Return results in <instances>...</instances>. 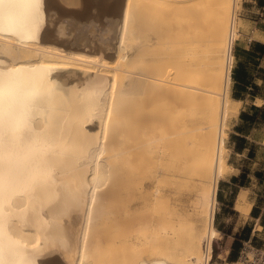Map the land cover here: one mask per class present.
I'll use <instances>...</instances> for the list:
<instances>
[{
    "label": "bare ground",
    "instance_id": "bare-ground-1",
    "mask_svg": "<svg viewBox=\"0 0 264 264\" xmlns=\"http://www.w3.org/2000/svg\"><path fill=\"white\" fill-rule=\"evenodd\" d=\"M155 1L0 0V264H210L240 0Z\"/></svg>",
    "mask_w": 264,
    "mask_h": 264
},
{
    "label": "rangeland",
    "instance_id": "rangeland-1",
    "mask_svg": "<svg viewBox=\"0 0 264 264\" xmlns=\"http://www.w3.org/2000/svg\"><path fill=\"white\" fill-rule=\"evenodd\" d=\"M168 0L155 1V6L152 7V12L154 15V20H152V25L150 27L149 32L154 34V32H159L158 35H152L154 38H157L161 44V46L165 45L168 49L173 47L175 41L178 40L180 30L182 26L188 24L190 22L188 17V13L182 9L181 5H170L165 4L168 3ZM243 0L239 1V6L236 11V25L237 29L239 25H242V31L244 33H248L250 30V25L248 23L239 22V12L241 10V3ZM174 4V3H173ZM197 13H200L205 19H208V16L204 14L210 13L208 8L202 7V5H198L197 9H195ZM251 14V13H250ZM253 15V14H252ZM259 15V14H258ZM247 16V15H246ZM260 18L264 19V12L259 15ZM234 47V45H233ZM233 47H232V55H233ZM157 49V47H156ZM171 51V50H170ZM176 56L185 55L184 50L179 53H173ZM234 62V59H232ZM233 65V63H232ZM231 88V83H230ZM230 95V93H229ZM231 97V96H230ZM258 101H256L257 104ZM264 103L261 101L257 105H263ZM249 105H251L250 99L244 101L239 106V115L233 120H230L228 123L227 138L225 139V146L227 148V163L231 167L228 172V175L225 176L224 179L220 181H230V178L234 175L239 174L237 168H241L246 170L249 174L248 183L245 185L246 187L241 189V191L245 192L247 204L251 206L253 202H258V200L262 201V208L264 209V186H260L257 178L254 176V172L258 171L260 168V159L262 156V150L259 149L261 145H264V124L258 123L255 125H251L246 127L248 133L245 134L247 141L249 144H253V151L256 153L257 158H249L247 156V151L243 154H238L234 151V140L231 138L232 135H240L236 131V127L241 124L240 121V113L243 111H247ZM250 147V146H248ZM237 197L235 196L236 200ZM235 202L233 205L224 204L218 202L216 204V213L214 226L219 231V235L217 239L213 240V258L211 264H231L233 261L229 260L230 255V247L233 241L237 240L241 243V248L245 241L251 240L253 245L257 247L264 248V235H258L259 227L257 226V222L250 218L249 214H244L241 211L235 209ZM141 224L140 218H135L130 220L128 223L124 225L126 230H132L138 227ZM250 225V226H249ZM244 227V228H243ZM249 228V234L246 233L245 229ZM258 232V233H257ZM212 242V243H213ZM138 256V255H137ZM136 256V257H137ZM138 259V258H137Z\"/></svg>",
    "mask_w": 264,
    "mask_h": 264
},
{
    "label": "crops",
    "instance_id": "crops-1",
    "mask_svg": "<svg viewBox=\"0 0 264 264\" xmlns=\"http://www.w3.org/2000/svg\"><path fill=\"white\" fill-rule=\"evenodd\" d=\"M264 12V0H243L241 3V10L239 12V22L248 23L250 25V30L248 33H244L242 31L241 26L239 25L237 29L238 40L234 44L233 47V65L231 70V88H230V96L232 98V89L234 87V82L232 80V71L234 67L237 66L238 61H241V70L247 75V82L249 86L257 85L261 89H264V49L261 52V46L264 47V19L260 18L259 15ZM251 13V14H250ZM253 14V15H252ZM259 14V15H258ZM247 15V16H246ZM249 52V53H248ZM237 56V57H236ZM245 58H248V61H244ZM243 62V63H242ZM251 89V88H248ZM236 100V99H235ZM264 101V98H257L255 101H251V105L256 106H264L257 105L256 101ZM243 103L246 100H238ZM264 103V102H263ZM239 115V114H238ZM262 150V156L260 159V167L264 170L263 162H264V145L259 147ZM239 174L234 175L230 178V181H220L217 189V200L222 205L228 204L233 205L235 196L239 195V191L246 186H241L240 182H234V177H239L241 173L244 171L241 168H237ZM248 176L244 181L245 185L248 183ZM258 180V179H257ZM260 186H264V180L259 181ZM262 201L258 200V202H253L251 204V209L249 212V216L251 219L257 222L259 229L258 235H264V209L262 208ZM256 209L258 213L257 217L252 216V211ZM250 226V225H249ZM244 228V227H243ZM234 242V241H233ZM232 242V244H233ZM232 244L230 247V251L232 248Z\"/></svg>",
    "mask_w": 264,
    "mask_h": 264
},
{
    "label": "trees",
    "instance_id": "trees-1",
    "mask_svg": "<svg viewBox=\"0 0 264 264\" xmlns=\"http://www.w3.org/2000/svg\"><path fill=\"white\" fill-rule=\"evenodd\" d=\"M264 47L261 46V52L263 51ZM249 53V52H248ZM237 57V56H236ZM244 61H248V58L244 56ZM243 63V62H242ZM241 61L237 63V66L234 67L232 71V80L234 82V87L232 91V98L236 100H248L255 101L257 98H264V89H261L257 85L249 86L247 82V75L241 70ZM251 88V89H248ZM240 121L241 124L236 127L237 133L240 135H232V139L234 140V151L238 154H243L244 152H248L247 156L249 158L256 159L257 155L253 151L252 147L253 144H249V142L246 139L245 134L248 133V130H246V127H249L251 125H255L258 123L264 124V106H256V105H249L247 111H243L240 113ZM250 146V147H248ZM264 166V162H263ZM254 176L261 182L264 180V170L262 167L258 169V171L254 172ZM247 178V171L244 170L239 177H234V182H240L241 186H245V180ZM252 216L257 217L258 213L256 212V209L252 211ZM246 233L249 234L250 229H245ZM241 250V243L239 241L235 240L232 244L231 252L229 255V260L235 262L239 256V252Z\"/></svg>",
    "mask_w": 264,
    "mask_h": 264
},
{
    "label": "built area",
    "instance_id": "built-area-1",
    "mask_svg": "<svg viewBox=\"0 0 264 264\" xmlns=\"http://www.w3.org/2000/svg\"><path fill=\"white\" fill-rule=\"evenodd\" d=\"M213 247L214 242L210 246L208 245L207 240L203 242L202 251L204 257L207 258L209 253L212 256L211 261L209 262L210 264L213 258ZM231 264H264V248L253 245L251 240L245 241L237 260Z\"/></svg>",
    "mask_w": 264,
    "mask_h": 264
}]
</instances>
